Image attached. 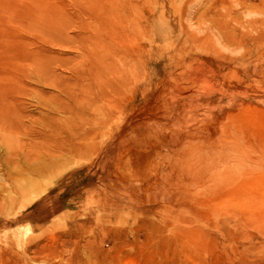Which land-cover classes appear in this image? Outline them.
Returning <instances> with one entry per match:
<instances>
[{"label": "rangeland", "instance_id": "374dc122", "mask_svg": "<svg viewBox=\"0 0 264 264\" xmlns=\"http://www.w3.org/2000/svg\"><path fill=\"white\" fill-rule=\"evenodd\" d=\"M0 264H264V0H0Z\"/></svg>", "mask_w": 264, "mask_h": 264}, {"label": "bare ground", "instance_id": "6f19581e", "mask_svg": "<svg viewBox=\"0 0 264 264\" xmlns=\"http://www.w3.org/2000/svg\"><path fill=\"white\" fill-rule=\"evenodd\" d=\"M122 154L119 156V159H118L117 163L115 164L116 174L118 175V177L120 179H122L125 182L131 181V180H133V176L131 175V172H130L129 168L132 167V164H130L131 162H129L130 167H128L127 166V161H126L127 157L123 156ZM133 170H135V169H133ZM137 176H138V174H137ZM135 178H136V175H135ZM134 181H135V179H134ZM131 183H132V181H131Z\"/></svg>", "mask_w": 264, "mask_h": 264}]
</instances>
